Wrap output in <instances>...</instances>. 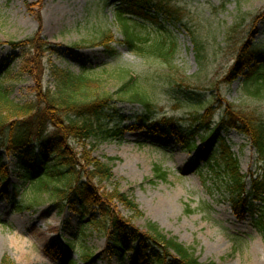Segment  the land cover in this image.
<instances>
[{
  "label": "trees",
  "instance_id": "obj_1",
  "mask_svg": "<svg viewBox=\"0 0 264 264\" xmlns=\"http://www.w3.org/2000/svg\"><path fill=\"white\" fill-rule=\"evenodd\" d=\"M115 4V18L123 36L119 43L144 59L151 58L166 66L169 69L163 78L166 86L181 94L182 100L194 110L182 125L168 117L152 120L155 102L152 84L146 77L122 68L117 72L119 83L110 89L107 79L93 75L92 69L83 67L76 74L58 67L51 56L59 55L61 50L42 37L40 29L29 38L7 41L14 52L22 50L24 59L20 73L36 77L31 96L23 101L13 99L10 88L0 83V150L18 155L17 173L31 191L24 195L29 191L20 193L18 186L14 187L13 207L18 211L33 208L45 195L60 211L78 212L106 234L105 253L109 259L116 256L124 262L129 257L133 264H212L200 262L194 249L165 232L157 222L147 220L144 229L135 225L132 218L143 216V211L120 189L119 182L114 181L110 161L94 155V151L99 140L120 139L128 131L151 129L166 138L174 137L183 150L194 154V168L201 170L208 165L213 172L225 175L234 212L240 218L251 212L255 214L252 223L264 237V113L235 105L225 99L222 92V85H229L244 75L246 93L251 97H264V58L260 59L257 45L242 40L244 19L241 23L234 20L217 33L193 30L182 23L192 35L200 61L205 58L211 39L233 58L225 75L205 85L174 63L179 43L174 31L160 17L166 15L167 21L182 22L176 14V4L171 0H117ZM147 20H151L154 27H149ZM260 21H264V5L252 22ZM113 42L112 33L108 32L92 43L102 44L110 55L116 56ZM11 55L15 59V55ZM46 57H49L48 67ZM202 64L207 70V62ZM10 65L6 60L2 64V72L7 75L5 80L14 77ZM48 68L53 87L45 84ZM121 102L139 103L144 112L137 114L134 122H125L127 116L118 108ZM217 110L220 117L215 122ZM230 130L249 138L260 162L258 171L242 172L239 158L221 133ZM155 171L157 176L167 180V170L156 165ZM10 172L0 153V183L8 180ZM1 190L6 193L7 187ZM23 195L24 199L18 200ZM118 205L130 210L132 216L121 215ZM207 206L210 211L211 205ZM186 210L194 211L189 206ZM126 237L130 238V244L125 242ZM58 252L70 264L78 263L70 257L71 246L61 245ZM80 259L94 264L88 249L82 250ZM0 264L15 263L3 256Z\"/></svg>",
  "mask_w": 264,
  "mask_h": 264
},
{
  "label": "rangeland",
  "instance_id": "obj_2",
  "mask_svg": "<svg viewBox=\"0 0 264 264\" xmlns=\"http://www.w3.org/2000/svg\"><path fill=\"white\" fill-rule=\"evenodd\" d=\"M107 1L0 0V83L10 88L11 97L16 101L31 96L36 77L20 73L24 59L22 50L14 52L7 41L29 38L40 29L42 37L61 50L59 55L51 56L58 67L76 74L83 67L92 69L93 75L107 79L110 89L119 83L117 72L122 68L130 69L152 84L155 102L152 120L168 117L184 124L190 111L194 110L193 106L166 86L163 79L164 73L169 71L166 66L151 58L144 59L119 43L123 36L115 18L117 0ZM171 1L176 4V14L182 22L167 21L166 15H161L160 20L177 37L179 49L174 63L187 75L201 79L209 86L212 80L225 75L233 58L211 39L206 56L200 61L192 35L182 23L193 30L217 33L234 20L241 23L244 19L242 40L257 45L261 51L260 59L264 58V21L252 22L264 0ZM151 22L147 20L146 24L152 28ZM108 32L112 33L116 56L110 55L102 44L92 43ZM218 39L221 41L222 37ZM12 53L15 59H12ZM48 58H45L47 67ZM5 60L11 63L12 79L5 80L7 75L4 70L2 72ZM204 61L208 64L207 70H204ZM45 71V84L53 87L51 70ZM244 77L239 76L231 84L222 85L223 96L235 105L248 110L256 108L264 113V97L249 96L244 89ZM118 108L127 116L125 122H134L136 115L144 112L139 103L121 102ZM200 111L203 112V108ZM219 117L217 110L214 121L217 122ZM161 125L165 126V123ZM221 133L239 158L242 172L258 171L260 162L249 138L236 130ZM0 153L11 170L8 180L0 183V261L3 256H8L15 264H70L58 252L59 246L67 248L69 245L70 257L78 261L77 264H92L80 259L84 248L92 254L94 264H133L129 257L124 262L116 256L109 259L105 253L107 236L101 227L88 223L87 217L83 218L73 210L60 211L45 195L33 208L15 210L14 187L18 186L23 193L30 190L29 184L23 183L17 173L18 155L3 149ZM94 155L110 161L114 181L119 182L120 189L139 204L143 216L132 219L141 229L147 220L157 222L165 232L194 249L202 263L264 264V237L252 223L255 214L248 213L244 218L237 216L229 200L225 175L213 172L208 165L201 170L194 168V154L183 150L174 137L166 138L151 129L128 131L120 139L99 140ZM156 165L167 170V180L156 175ZM4 186L6 193L1 190ZM24 195L18 200H23ZM207 205H211L210 211ZM187 206L194 211L186 210ZM118 211L125 217L132 216V212L121 205H118ZM125 242L130 244V238L126 237Z\"/></svg>",
  "mask_w": 264,
  "mask_h": 264
}]
</instances>
